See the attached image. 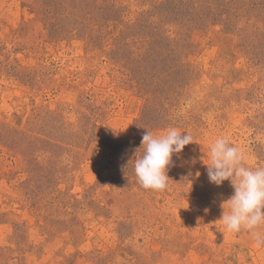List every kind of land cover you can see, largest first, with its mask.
<instances>
[{
  "label": "rangeland",
  "instance_id": "374dc122",
  "mask_svg": "<svg viewBox=\"0 0 264 264\" xmlns=\"http://www.w3.org/2000/svg\"><path fill=\"white\" fill-rule=\"evenodd\" d=\"M169 127L194 142L146 190ZM218 137L264 167V0H0V264H264L219 222Z\"/></svg>",
  "mask_w": 264,
  "mask_h": 264
},
{
  "label": "clouds",
  "instance_id": "9594fccd",
  "mask_svg": "<svg viewBox=\"0 0 264 264\" xmlns=\"http://www.w3.org/2000/svg\"><path fill=\"white\" fill-rule=\"evenodd\" d=\"M186 133V134H184ZM194 142L186 131L176 127L167 128L156 135L147 130L142 137V155H137L134 172L138 183L146 190L157 192L167 190L168 167L173 155L183 152L186 145ZM207 174L211 183L220 186L230 181L234 194L221 204L222 222L228 232L239 233L248 230L256 247H264V233L257 229L264 225V167L247 166L242 150L232 145L228 137H218L208 153Z\"/></svg>",
  "mask_w": 264,
  "mask_h": 264
}]
</instances>
